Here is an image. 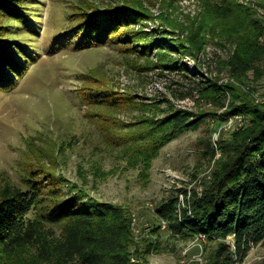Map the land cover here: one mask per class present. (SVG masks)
I'll use <instances>...</instances> for the list:
<instances>
[{
	"label": "rangeland",
	"instance_id": "1",
	"mask_svg": "<svg viewBox=\"0 0 264 264\" xmlns=\"http://www.w3.org/2000/svg\"><path fill=\"white\" fill-rule=\"evenodd\" d=\"M27 1L37 6L39 28L29 32L34 38L22 37L38 54L15 88H0V196L25 189L31 178L80 191L130 214V248L150 264H207L216 241L171 232L156 207L178 188L200 189L219 144L247 124L245 115L226 113L233 95L218 106L202 80L232 83L236 94L264 103V55L249 62L242 81L229 67L249 44L245 19H264V0ZM69 13L106 24L120 18L125 40L50 47ZM88 89L110 93L115 105L83 102ZM176 110L202 114L205 122L163 140L169 129L159 120ZM49 226L63 235L65 223ZM0 264L53 263L24 245L0 255ZM237 264H264V241Z\"/></svg>",
	"mask_w": 264,
	"mask_h": 264
},
{
	"label": "trees",
	"instance_id": "2",
	"mask_svg": "<svg viewBox=\"0 0 264 264\" xmlns=\"http://www.w3.org/2000/svg\"><path fill=\"white\" fill-rule=\"evenodd\" d=\"M36 7L27 0H0V88L6 91L15 88L36 62L38 51L28 42L32 39L22 37L24 32L34 38L29 32L39 28ZM80 14L78 19L69 13L68 25L49 40L50 47L62 49L71 44L82 49L113 38L125 40L118 31L123 26L120 18L106 24ZM245 20L249 44L237 49L229 60L230 73L237 81L245 79L251 60L264 55V19L251 16ZM201 87L218 106L224 105L227 95H233L226 113L245 115L247 124L219 144L220 156L200 189L178 188L156 207V213L173 233L216 241L207 264H237L264 241V103L236 94L234 90L239 88L232 83L219 85L207 79ZM82 100L116 102L110 93L91 89L83 92ZM159 122L169 129L163 140H170L197 129L205 118L176 110ZM216 152L211 147V156ZM47 176L45 180H49ZM26 183L25 189H6L0 196V255L33 245L40 258L53 264H150L130 248L131 216L123 207L80 191H65L60 185L50 187L35 178ZM49 223H65L63 235L57 237ZM228 237L232 243L226 241Z\"/></svg>",
	"mask_w": 264,
	"mask_h": 264
}]
</instances>
